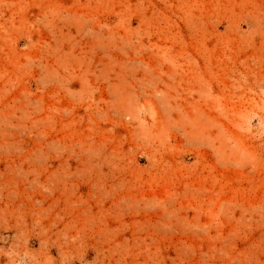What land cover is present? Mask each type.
Listing matches in <instances>:
<instances>
[{"label": "rangeland", "instance_id": "obj_1", "mask_svg": "<svg viewBox=\"0 0 264 264\" xmlns=\"http://www.w3.org/2000/svg\"><path fill=\"white\" fill-rule=\"evenodd\" d=\"M0 264H264V0H0Z\"/></svg>", "mask_w": 264, "mask_h": 264}]
</instances>
